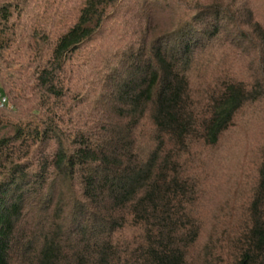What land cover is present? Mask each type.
<instances>
[{"label":"trees","instance_id":"1","mask_svg":"<svg viewBox=\"0 0 264 264\" xmlns=\"http://www.w3.org/2000/svg\"><path fill=\"white\" fill-rule=\"evenodd\" d=\"M0 264H264V0H0Z\"/></svg>","mask_w":264,"mask_h":264},{"label":"rangeland","instance_id":"2","mask_svg":"<svg viewBox=\"0 0 264 264\" xmlns=\"http://www.w3.org/2000/svg\"><path fill=\"white\" fill-rule=\"evenodd\" d=\"M217 187H220V185H218ZM217 192H218L219 194H221V192H222V188L217 189ZM216 195H218V194L216 193Z\"/></svg>","mask_w":264,"mask_h":264}]
</instances>
